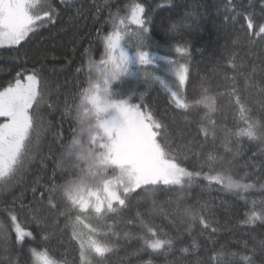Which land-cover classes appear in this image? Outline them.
I'll return each instance as SVG.
<instances>
[{"label":"snow or ice","instance_id":"1","mask_svg":"<svg viewBox=\"0 0 264 264\" xmlns=\"http://www.w3.org/2000/svg\"><path fill=\"white\" fill-rule=\"evenodd\" d=\"M60 4L0 0V47L23 48L41 28L83 9L76 0ZM105 7L111 30L98 37L103 53L88 57L86 72L83 63L76 69L74 91L54 86L39 50L32 67L0 85V193L11 194L0 200V264H68L51 246L66 230L77 245L73 264H110L121 239L137 242L135 264H156L158 256H173L167 264H264V0H105L95 10ZM210 16L247 51L217 61V82L202 77L190 95L189 38ZM157 86L176 116L145 100ZM61 102L57 124L48 117ZM214 190L234 199L204 198ZM221 233L231 239L221 244Z\"/></svg>","mask_w":264,"mask_h":264},{"label":"trees","instance_id":"2","mask_svg":"<svg viewBox=\"0 0 264 264\" xmlns=\"http://www.w3.org/2000/svg\"><path fill=\"white\" fill-rule=\"evenodd\" d=\"M58 7H64L60 4V0H53ZM113 5L117 4V0H108ZM132 0H121V6L131 3ZM176 3H182L184 0H175ZM206 6L213 4L214 0H201ZM77 6L83 5L81 14L77 15L75 9L71 12H66L60 18H58L55 25L49 24L44 28H41L37 34L33 35L27 44L23 48L14 47H0V85L5 84L11 80L17 71L21 67H32V53L37 50L41 54H47V60L45 61L46 75H49L54 86L58 82L64 90H75L77 84V72L82 63L85 66V72L87 71V60L91 56L92 59H100L103 53V45L98 37H102L105 32L111 30V24L108 22L109 11L105 7L104 10L99 13L95 10V5H105V0H76ZM112 12L116 11V8L111 9ZM70 16H74L75 19L70 20ZM154 38L159 40V35H154ZM191 41V71H190V87H187V91L190 95H194L195 91L200 88L201 78H208L212 84L217 82L218 77L212 76V69L216 65L217 61L226 64V57L228 54L235 50L236 52L243 54L247 50L240 47V43L234 44L237 40L235 32L227 25H222L219 18L208 17L203 23L199 31L193 32L189 38ZM75 41V42H74ZM25 51L29 52L27 57L28 63L25 64ZM55 57V59H53ZM247 59L251 60L253 57L248 56ZM230 68V65H227ZM56 69L55 75H52V69ZM231 75V72L228 73ZM83 78L82 76L80 77ZM132 81V85H135V80ZM157 91H151L145 95V100L153 105L154 108L159 109L161 114L167 113L166 118L170 119L172 116H176L177 113L169 107L166 102L167 93L162 87L157 86ZM143 91L142 87L140 89ZM223 103V101H222ZM253 103H256V98L253 96ZM258 106V105H257ZM63 109V103L54 116H49L48 119L54 120L55 123L61 122L60 112ZM229 126H231V118L228 119ZM69 123H63L64 134L67 137L69 135ZM217 132L222 136L223 128L218 125ZM53 137L47 136V141H51ZM67 143V140L65 141ZM59 149V144L56 145ZM255 150V149H253ZM44 151L47 153V142L44 145ZM59 152H57V155ZM249 155L251 153H248ZM198 191L194 189V192ZM17 188L14 194H18ZM256 196L259 194L256 193ZM205 199H215L219 204L220 200H233V196L230 193H224L221 191H212L211 193H205ZM0 200H11V194L0 193ZM127 216H131L132 213H127ZM3 219V217H0ZM223 219V217H221ZM156 222L160 223L161 218L156 217ZM111 223V221L109 222ZM63 227V223H61ZM121 231H137L135 226L121 225ZM237 236L240 232L237 230ZM217 239L220 243H224L225 240L231 239L227 233H221ZM51 246L57 250V255L62 256L68 261V264H73L74 258L78 254L77 245L75 241L71 240L70 230H66L61 233L56 231L51 240ZM137 242L135 240L124 241L120 240L114 254L110 256V264H120V261H131L135 264L136 257L131 253L136 249ZM208 248L212 245L209 243ZM219 247V245H217ZM235 250V249H233ZM207 252H201V258L208 255ZM178 255V254H177ZM146 258V257H145ZM173 256H158L156 257V264H167V261L172 260ZM194 260L195 257H190ZM23 264V261H22Z\"/></svg>","mask_w":264,"mask_h":264},{"label":"rangeland","instance_id":"3","mask_svg":"<svg viewBox=\"0 0 264 264\" xmlns=\"http://www.w3.org/2000/svg\"><path fill=\"white\" fill-rule=\"evenodd\" d=\"M158 55H165L166 53H165V51L163 50V49H161V50H159L158 51V53H157ZM158 63L160 64V65H163L164 64V61H158ZM158 74H161V75H165V78L167 79L168 77L166 76V74H163V73H158ZM129 79H131V78H129ZM128 79V80H129ZM126 81V83H127V86L128 87H131V85H132V81Z\"/></svg>","mask_w":264,"mask_h":264}]
</instances>
